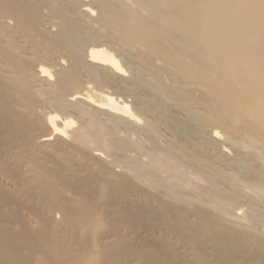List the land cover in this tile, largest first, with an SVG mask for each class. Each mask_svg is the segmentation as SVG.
Masks as SVG:
<instances>
[{"label": "bare ground", "instance_id": "bare-ground-1", "mask_svg": "<svg viewBox=\"0 0 264 264\" xmlns=\"http://www.w3.org/2000/svg\"><path fill=\"white\" fill-rule=\"evenodd\" d=\"M0 264H264V0H0Z\"/></svg>", "mask_w": 264, "mask_h": 264}, {"label": "rangeland", "instance_id": "rangeland-1", "mask_svg": "<svg viewBox=\"0 0 264 264\" xmlns=\"http://www.w3.org/2000/svg\"><path fill=\"white\" fill-rule=\"evenodd\" d=\"M159 144L162 145L163 143H162V142H159ZM102 175H103V176H107V175H105L104 173H103ZM107 178H108V183H109V185H110V186H109V188H110V187H112V186L115 184V182L111 179V177L108 176Z\"/></svg>", "mask_w": 264, "mask_h": 264}]
</instances>
